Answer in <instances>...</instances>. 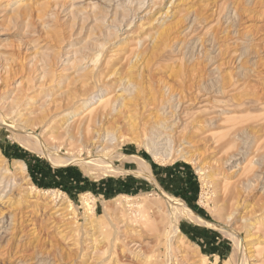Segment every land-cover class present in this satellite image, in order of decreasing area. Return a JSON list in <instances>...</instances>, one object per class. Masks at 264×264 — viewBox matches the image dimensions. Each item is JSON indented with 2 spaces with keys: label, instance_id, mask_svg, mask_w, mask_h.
<instances>
[{
  "label": "rangeland",
  "instance_id": "rangeland-1",
  "mask_svg": "<svg viewBox=\"0 0 264 264\" xmlns=\"http://www.w3.org/2000/svg\"><path fill=\"white\" fill-rule=\"evenodd\" d=\"M0 116V264H264V0H0Z\"/></svg>",
  "mask_w": 264,
  "mask_h": 264
},
{
  "label": "bare ground",
  "instance_id": "bare-ground-1",
  "mask_svg": "<svg viewBox=\"0 0 264 264\" xmlns=\"http://www.w3.org/2000/svg\"><path fill=\"white\" fill-rule=\"evenodd\" d=\"M105 45V44H104ZM128 47V46H127ZM116 53V52H115ZM128 53H132V52H128ZM103 54V53H102ZM133 55V54H132ZM97 56V55H96ZM113 56H114V54H113ZM112 56V57H113ZM130 56H131V54H130ZM123 57H125V56H123ZM131 58V57H130ZM132 59V58H131ZM109 64V63H108ZM92 71L93 70H95V66L91 69ZM32 109V108H31ZM35 110V109H34ZM34 110H32V112L34 111ZM37 111V110H36ZM36 111H34V112H36ZM49 113V112H48ZM17 118V117H16ZM18 119V118H17ZM16 119V120H17ZM8 120V119H7ZM7 120H6V117H5V119H4V117H2V116H0V123H6L7 122ZM24 120V119H23ZM22 122V121H21ZM12 123L13 124H11V123H9V125L8 126H13V127H15V128H17V129H20V130H24L23 128H21V125H20V123L19 122H17V121H12ZM90 123V122H89ZM89 125V124H88ZM80 126V125H79ZM89 128V127H88ZM12 129H14V128H12ZM16 130V129H15ZM82 130V129H81ZM78 131V130H77ZM19 140L20 141H22V143H24V144H28L27 146H29V143H27L28 141H27V139H20L19 138ZM39 143V142H38ZM37 143V144H38ZM39 145V144H38ZM26 146V145H25ZM30 146H31V144H30ZM39 146H41V145H39ZM42 147V149H43V145L41 146ZM35 148V147H34ZM44 150V149H43ZM45 152V151H44ZM47 153V152H46ZM106 153H105V149H102V155H100V156H98V158L97 159H94V160H92L93 162H94V164H95V166H96V168H98V169H101V171H103V172H106V173H113V172H120V167H118L117 165H115L114 164V162H113V160L112 159H109V158H106ZM94 156V155H93ZM55 157V156H54ZM88 158H90V157H88ZM83 159V158H82ZM82 159H79L78 157H74V156H69V157H66L65 159H55V158H53V160L57 163V164H66V163H79L80 162V164L84 167V169H85V171L87 172L86 174H88V173H90V172H92V170H91V168L89 167V165L87 164V163H89L90 161H87V162H83L82 161ZM55 166H58V165H55ZM137 169V168H136ZM9 169H6V171H8ZM16 175H21L22 177V181H28L29 180V178H26V176H24V175H26V172H25V167H24V164L22 163L21 165H17V167H16ZM100 173H102V172H100ZM99 173V174H100ZM136 173L138 174V175H140V176H142V177H144V178H146V179H148L149 181H151V182H153V177H152V175H151V170H150V168H149V166L147 165V164H145V163H143V162H140V164H139V168H138V170H136ZM96 174V173H95ZM105 176V175H104ZM50 192V193H49ZM45 193V192H44ZM46 193H49V194H52L54 197H55V192L54 191H46ZM51 195V196H52ZM59 197V195L58 194H56V198H58ZM87 199V198H86ZM59 200H61V199H59ZM128 200V199H127ZM88 206H89V204L88 203H86V207L88 208ZM173 207H175V206H173ZM176 209L178 210V213H179V215L178 216H176V218H179V216L180 215H183V216H186V217H188V218H191L192 220H195L196 222L198 221V222H201V223H204V224H210V223H208V222H206V221H204V220H202L201 218H199V217H197L196 216V214H195V212L194 211H192L195 215H193L183 204H181V203H178V205L176 206ZM176 209L174 210V211H176ZM59 210H61L62 211V213L64 214V216H65V212L67 211L64 207H61ZM175 214H176V212H174ZM106 214H108V213H106ZM63 216V217H64ZM181 218V217H180ZM176 226V225H175ZM177 227H175L174 228V233H173V235L170 237V239H169V242L170 243H172V241H173V239H174V236H175V234H176V232H177ZM238 237V236H237ZM236 237V238H237ZM237 239H239V238H237ZM238 241V240H237ZM239 242H240V240H239ZM238 242V243H239ZM239 246H240V244H239ZM239 249V248H238ZM241 251V250H240ZM243 252V251H242Z\"/></svg>",
  "mask_w": 264,
  "mask_h": 264
}]
</instances>
